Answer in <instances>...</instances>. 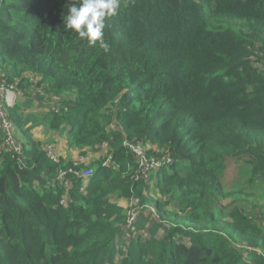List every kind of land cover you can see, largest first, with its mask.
<instances>
[{
  "label": "trees",
  "instance_id": "obj_1",
  "mask_svg": "<svg viewBox=\"0 0 264 264\" xmlns=\"http://www.w3.org/2000/svg\"><path fill=\"white\" fill-rule=\"evenodd\" d=\"M70 2L0 0V264H264V0Z\"/></svg>",
  "mask_w": 264,
  "mask_h": 264
},
{
  "label": "clouds",
  "instance_id": "obj_2",
  "mask_svg": "<svg viewBox=\"0 0 264 264\" xmlns=\"http://www.w3.org/2000/svg\"><path fill=\"white\" fill-rule=\"evenodd\" d=\"M119 0H71L69 11L65 17V28L78 35V38L86 39L89 44L98 46L105 51L109 43L105 38L108 19L117 14ZM127 236L136 233L133 226Z\"/></svg>",
  "mask_w": 264,
  "mask_h": 264
},
{
  "label": "rangeland",
  "instance_id": "obj_3",
  "mask_svg": "<svg viewBox=\"0 0 264 264\" xmlns=\"http://www.w3.org/2000/svg\"><path fill=\"white\" fill-rule=\"evenodd\" d=\"M17 94L18 92L12 88H8L6 89L5 92V96H8L7 100L9 102V104H14L17 101ZM16 122V121H15ZM17 124V122H16ZM153 147V144L150 143V141H142L140 142L137 146L136 149L139 151H143L145 148H151ZM242 161L236 159V158H228L227 159V167H226V172H225V177L223 179L224 182V187L229 190H238L239 186H238V181H239V177L240 175H245L248 174V169L246 167H242L241 164ZM79 173H85V170H78ZM150 194H152L153 197H155L156 195L154 194V190H150ZM62 202V200L60 201ZM65 203V202H64ZM121 206H124L126 208H129V220L131 222H134V218L137 217V221L139 220V217L141 215H137V212L135 210L134 207H132L131 205H133V197L130 198H123L121 200H119V202ZM259 212L254 213V215H256ZM145 215H148V212H145ZM153 219H157V216L155 215V217ZM129 223V222H128ZM147 229H142V232H145ZM148 236V234H147Z\"/></svg>",
  "mask_w": 264,
  "mask_h": 264
},
{
  "label": "built area",
  "instance_id": "obj_4",
  "mask_svg": "<svg viewBox=\"0 0 264 264\" xmlns=\"http://www.w3.org/2000/svg\"><path fill=\"white\" fill-rule=\"evenodd\" d=\"M3 89H4V87L2 86V87H0V91H2V93H3ZM8 98V96H6V99ZM1 114L3 115V120H2V126H4V127H6V128H13V131L14 132H9V133H6L7 134V139H9L10 137H12L14 140H15V138H16V132H15V128H14V125H16L15 124V122L14 121H12V120H8L7 118H6V115H5V112L4 111H1ZM15 143H16V140H15ZM15 149L17 150V151H20V149H21V145L20 144H15ZM53 150H51V152H52ZM50 152V153H51ZM52 156H53V158H58L56 155H55V153L54 154H52ZM154 165V163L152 162V163H149L148 164V166H147V168H149V167H151V166H153ZM92 173V171L91 170H89V171H86L85 173H84V175L85 176H88V175H90ZM135 219V218H134ZM133 224V222H131L130 220H129V226H133L132 225Z\"/></svg>",
  "mask_w": 264,
  "mask_h": 264
},
{
  "label": "crops",
  "instance_id": "obj_5",
  "mask_svg": "<svg viewBox=\"0 0 264 264\" xmlns=\"http://www.w3.org/2000/svg\"><path fill=\"white\" fill-rule=\"evenodd\" d=\"M45 129H46L45 125L40 126L38 128H34L33 133H34L35 137L39 138L40 137L39 132H41L42 130H45Z\"/></svg>",
  "mask_w": 264,
  "mask_h": 264
}]
</instances>
